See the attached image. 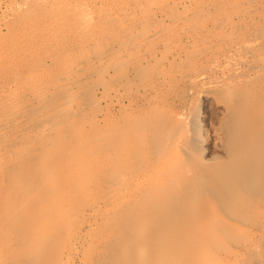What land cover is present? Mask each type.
<instances>
[{"label": "bare ground", "instance_id": "bare-ground-1", "mask_svg": "<svg viewBox=\"0 0 264 264\" xmlns=\"http://www.w3.org/2000/svg\"><path fill=\"white\" fill-rule=\"evenodd\" d=\"M34 1H38L39 3L36 2V5L38 3L41 8L40 3L53 5L54 0ZM105 1L111 7L105 13V17L113 16L115 21L109 26L104 22L106 26L102 24L100 27H97L99 25L92 26L93 18L89 10L90 7L83 0L75 1L70 5H66L69 2L66 4L63 2L65 7L61 6V8L64 7L63 10L61 9L62 11L58 10L59 7H53L57 8V11L54 9L56 12H52L51 9L49 13V10L41 13L36 12L37 8L34 10L29 6L35 13L29 14L32 16L29 17L30 20L27 17L28 23L23 22L24 25L28 26L24 28L26 29L25 33L29 31L25 37L26 40H30L31 47L34 45L38 49L37 51H41V55L40 57L38 55L37 62L34 64L36 66L32 69L29 68L30 70L24 74L23 71L21 75H19L21 72L17 73L18 77L14 80L12 78L13 81L9 80L11 82L3 86L0 92V190L3 189L5 183L8 185V188L6 187L8 194L5 193L6 197L0 199V228L8 224L13 218L22 225L29 223V234L32 231L33 235L31 238L28 237L30 240L27 238L29 241H26V244L31 243L32 249H28L31 247L28 244L27 248L26 245L20 246L22 249L29 250L23 249L22 254H16L12 250H4L3 248L9 244V237L5 229H3L5 233H2L1 228L0 264L9 259L19 261V264H28L26 263L27 258L24 259V251L25 253L28 252L26 256H29V261L31 259L33 263L42 254L47 253V250H43L44 238L42 240V237H45L48 232V235L50 234L49 236L52 237L51 233L55 226L53 225L54 229L52 230L48 229V227H52L50 219L53 221L61 220L62 222H64L63 220L66 222L67 218V222L70 218L74 220L76 215L74 218L71 215L73 210L76 213L79 212L78 214L83 215V217L93 216V213L96 212L95 207L98 208L101 204L104 208L106 206L115 208L111 212L108 211L110 214L117 213L118 216V213L124 212L126 215L125 212L128 211L131 212L127 215L132 214L127 219L132 220L135 234L132 239L128 238L117 246L118 250L123 251L119 264H134V260L137 261L136 256H143L146 250H170L173 248L187 250V253L201 259L204 264H226V262L229 264V259L225 261L224 257L213 253V251L210 254L211 252H207V250L194 247V242H191V238L189 239V229L194 225L192 222L185 223L181 227L176 226L169 232V235L166 234L168 238L162 237V235L155 237V234H152V229L160 220L165 218L161 212L167 211L166 213L170 215L168 210H171L173 213L172 209L175 207L173 206V199L181 198L186 205L193 208V200L191 199L199 194L194 195L195 192L205 185H208V189L212 188L214 185L212 179L215 181L218 175L223 177L221 182L224 187L235 188V190H231L230 194L232 195V192L235 191V196L243 202L251 196L254 184L264 185V118L263 116L260 117L264 110V98H262L264 92V40L261 45H257L258 34L254 29L255 23L260 21L262 23L261 28L264 29V17L259 16L257 19L255 13L257 7L264 9V0ZM52 5H50L51 8ZM24 9L27 10L26 7ZM24 9L23 11H25ZM38 32L41 34L40 41L38 44H33V34H39ZM24 39L21 41L25 42ZM24 42L10 50L0 49V60L13 61L19 58L22 48L26 44ZM35 43L37 42L35 41ZM156 50L161 52L159 59L153 55ZM163 57L164 60H167L168 66H165ZM251 60L256 61V67L246 68V63ZM202 62L209 64L206 69L204 67V69L199 68ZM144 64H155L158 67L156 73L150 77V83L148 82L149 78H147L148 84L141 87L142 95L148 98V101L153 105H149L152 106V110L149 113L147 111L151 108L145 110L148 114L143 117L141 116L144 113L137 116L138 118L129 116L131 119L128 120L129 122L125 120L127 123L123 121V126L114 120L117 123L112 121L109 127H106L108 126V124L106 125L108 118L98 103L97 93L106 95L107 83L114 86L129 74H135L136 76L133 77L137 78L139 76L138 69H141L140 66ZM202 71L207 74L201 75ZM211 74L221 77L223 85L219 89L220 91L217 94H211L212 92L208 91L196 92L197 86ZM239 83L244 84L240 86ZM89 87H92L94 94L92 93L93 96L88 99L93 105H96L94 107L97 110L93 112L90 110L92 114L90 113L88 119L84 118L87 120L82 119L81 121L79 119L80 122L74 123L75 120H70V117L73 118L75 111H80L82 100L86 98V93L91 89ZM126 87L127 85H125ZM181 87L187 88L183 99L195 98L196 94L199 99L205 101L216 100L217 108L224 116L230 114L228 108L235 106L233 103H236V100L238 102V95H245L246 90H249L247 95L238 103L242 111L237 106L241 112L236 110L239 114L237 113L238 116L232 120L238 123H234V126L237 125L238 127L240 122L242 127L243 123L246 125L242 131L240 130L242 141L244 138L246 140L241 143L239 138L240 141L231 147V152L228 149H226L227 151L223 150L227 154L224 152L226 156L222 162L218 161L219 163L212 164L211 161L202 158L203 156L199 157L196 152H187V141L184 136L188 137V135L185 131L182 134L179 132L180 130L176 131V129L177 133L173 134L175 136L169 137L171 138L169 139L167 136L170 131L158 127V125H162V123L158 124V120L162 119L160 116L164 118L162 114L157 112L159 109L157 100L160 98L161 91L168 90L175 97L178 96ZM113 90L115 93L118 91L116 88ZM128 90L125 91L128 92ZM108 92L109 90L107 96ZM60 93L62 96L59 95ZM139 94L141 93L139 92ZM111 96H109L110 101L115 99L116 104L121 105L118 101L119 97ZM88 101L87 104L90 103ZM132 103L134 102L129 100L126 107L135 106ZM139 103L145 104L146 101ZM232 104L233 106H231ZM93 105H90L92 109ZM160 107V109L163 108L162 105ZM30 109L35 111L34 113L30 112L32 115L28 113ZM137 112L139 111L137 110ZM165 113L164 115L169 112ZM170 113L167 117L173 114ZM179 116L171 117L170 123L184 127L186 120L182 119L181 116V119L184 120L182 121ZM167 120L168 118L165 120V125L168 123ZM38 123L41 125L40 128H38ZM196 123H198V127H201V121ZM34 125L38 128L36 132L30 131ZM187 125L192 126L193 124ZM181 127L180 129H182ZM218 134L215 132L214 137L217 138ZM255 136L262 139L253 141L252 138H256ZM65 138H70L71 144L68 145L67 143V146L58 144L60 139L66 142ZM166 138L168 139L166 149L162 146L160 148L163 149L159 147L160 150L155 149L158 141ZM91 144L93 145L92 150H90ZM163 144L164 142L161 145ZM205 144V138H201L200 145ZM126 149L133 150L136 157L139 156V153L141 155L138 158L134 156L135 160L129 161L130 158L128 157V159L125 155V152L128 151ZM129 153L127 154L130 155ZM29 158L34 159L35 162L32 164L37 174L39 171L43 172H39L40 175L37 177L34 176L36 172L33 170L32 173L35 172L32 174L34 178L24 176L22 173V169L26 168V159ZM63 158L67 160V165L71 166L69 167L70 170L68 168L64 170L65 166L60 165ZM223 158L224 156L221 160ZM94 164L99 165V167L94 166ZM100 167L103 170H98ZM101 170L105 173L103 174ZM64 171H68L67 174ZM212 174L214 178L209 179ZM215 182L217 183L218 180ZM218 187L220 188V186ZM228 190L226 191L228 192ZM47 192L50 194L47 195ZM218 192L216 191V193ZM216 193L209 195L211 199L209 198L208 205L205 203L206 207L204 206L202 209L197 206L196 210L192 209L191 211H193L192 213L196 212L195 215H205L206 217L203 219H206L211 225L216 226L218 224L220 226L223 222L220 210L221 197ZM16 194L20 195V198L17 195L19 198L17 201L14 199ZM89 195L92 196L91 199L94 198V202L97 200V205L84 209L80 201ZM235 196L233 199L236 198ZM198 197L194 201L201 198ZM54 202H57V208ZM246 203L248 202L246 201ZM194 204L196 205L195 202ZM201 204H203L202 201ZM127 206H130L131 210L123 211L124 209H121H126ZM137 212L138 215L141 213V219L145 220H141L140 215L135 216ZM79 216L77 221L80 219ZM199 216L197 215L198 218ZM228 216L226 214V217ZM231 217L233 226L237 228V231L245 233L247 217L245 215L244 217L241 215L237 217L235 214H232ZM223 223L220 230L227 229L223 232L225 235L230 230V233L235 232V228L228 225L227 228L226 224L224 227ZM39 226L41 227L38 228ZM44 226L48 230L46 234L43 233ZM193 229L191 228V230ZM40 230L41 232H39ZM132 230L134 231V229ZM37 233H39V237H37ZM213 233L210 234L214 236ZM219 234L222 236V233ZM48 235H46L47 238H49ZM35 236L42 243L38 242L39 240L37 241L39 244L34 243L35 240L32 241V239ZM150 236L151 245L142 242V238ZM241 243L244 245L243 242ZM241 243L237 245L241 247ZM17 244L18 247L21 245ZM259 247L261 251L262 247ZM22 249L20 250L22 251ZM254 249L256 254L258 250L256 247ZM254 249L247 250L251 259ZM235 251L233 250L234 254H238ZM260 251L257 253L258 255ZM262 251L263 257L264 250ZM132 252H136L133 258L130 256ZM242 254L241 251V256ZM20 255H23V259L22 257L18 259ZM243 256L244 264L248 261L253 264L251 260H248L249 257ZM16 262L14 263L16 264ZM235 263L238 264L237 261Z\"/></svg>", "mask_w": 264, "mask_h": 264}, {"label": "rangeland", "instance_id": "rangeland-1", "mask_svg": "<svg viewBox=\"0 0 264 264\" xmlns=\"http://www.w3.org/2000/svg\"><path fill=\"white\" fill-rule=\"evenodd\" d=\"M32 1H33V4H32ZM54 1H53L54 6L50 3V5H52V8L49 4L45 5V3H40L42 9L45 7L43 9L44 10L43 11L40 8L38 1H34V0H0V49H5V50L13 49L16 47V45L18 47L19 43L24 42L23 40L21 41V39H24V38H25L24 40L27 39L25 37L26 36L25 34H27L29 31L27 33H25L26 29H24V28H27L28 26L24 25L23 22L28 23L27 20L28 19L30 20L29 17L32 16L29 14L35 13L34 10L36 8H37L36 12H40V13L45 12V11L47 12L48 10H49L48 11V13H49V12H51V9H52V12H56L58 7H59L58 10L60 9L59 11H62L63 8L65 7L66 2L67 3L69 2L66 5H70V3L73 4V3H75V1H78V0H68V1L67 0H59V1L56 0V2H54ZM83 1L84 2L86 1L87 3L86 2L85 3L88 4V6L90 7L89 10H90V13H91L92 18H93V21L91 22V24L93 27H95L96 25H99L97 27L102 26V24L105 25L104 22H106V25H108V26L110 24L112 25L114 23L115 20H114L113 16L105 17V13H107V11H109L111 9L108 2H106L105 0H102V2H101V0H97L98 2L95 0H91V1L83 0ZM34 2H35V4H34ZM36 2H38L37 5H36ZM63 2L65 4H63ZM27 5H28V8H27ZM38 5H39V7H38ZM29 6L32 7V9L34 8V10H31ZM47 6H49L50 8ZM61 6H64V7L61 8ZM24 7H26L27 10H25ZM53 7H57V8H53ZM23 9L25 11H23ZM45 9H47V10H45ZM54 9H56V11H54ZM30 10H31V12H29ZM19 12H20V14H19ZM24 12H26V13H24ZM21 13H23V15H21ZM255 13H256L257 19L259 18V16L264 17V9H262V8L257 7V10ZM18 14L21 15L22 17L24 16V18H21V16H19ZM27 17H28V19H27ZM261 25H262V23L260 21V22L255 23V27H254V29L257 31V34H258V36H257L258 44L257 45H261L263 40H264V29L261 28ZM245 32H247V30H245ZM35 35L40 36L41 34L35 33ZM35 35L33 34V36H34L33 37V44H38L41 36L40 37L37 36V38H36ZM20 37H21V39H20ZM38 37H39V40H38ZM18 39H20V40H18ZM35 41L37 43H35ZM25 42H26V44H25V46H23L24 48H22L23 49L22 52L20 51L21 56L19 55V58L15 59L13 61H7L6 59H4V60H6L5 62H4V60H0V92L2 91L1 88L3 89V86L9 84V82L13 81L14 78L16 79V77H18L17 73L21 72L19 74V75H21L22 71H23V74H24V73L28 72L30 69H32L34 66H36L34 64L37 62L38 55L40 57L41 51H37L38 49H36L34 45H32V47H31L30 46V40H26ZM33 46L36 50L33 48ZM1 47H4V48H1ZM156 51L153 53V55H155L156 58L159 59L161 57V54H160L161 52H159V51L156 52ZM163 60H164V57H163ZM1 61H3V62H1ZM164 61H165L164 63H166L165 66H168V62H166L167 60H164ZM155 64L157 65V63H155ZM155 64H149V65L144 64V65L140 66L141 69H138L139 76L137 78L133 77V76H136L135 74L134 75L129 74L126 77L124 76L125 78L122 79L121 82H119L118 84H116L114 86L107 83L106 86L109 87V88L106 87L109 90L108 96H107L108 90L106 91V95H104V94L102 95L100 92L97 93L96 97L99 98L98 103L101 106L102 110L105 111V114L107 115V118H108L107 119L108 122L106 121L107 122L106 125L108 124V126H106V127H109L110 123H112V121H114V120H117V122L123 126V123L129 122L128 120H130L132 117L138 118L137 116H139L140 114L142 115L143 113L144 114L141 117L146 116V114H148L152 110L153 105L148 101V98H146L144 95H142L143 92H142L141 87L143 85L148 84L147 78H149L148 82L150 83V77L153 74H155L156 71L158 70V67ZM204 64H206V65H204ZM153 65L156 67H154ZM207 65H209L207 62L206 63L202 62L200 64L199 68L202 69L204 67L206 69V67H208ZM48 67H45V69H48ZM254 67H256V61L251 60V61L246 63V68L251 69ZM25 68H27V69H25ZM45 71H47V70H45ZM200 74L205 75L207 73H205V71H202ZM12 78H13V80H12ZM9 80H11V81H9ZM239 84H240V86H243L242 84H244V83H239ZM125 85H127L129 90L127 89V87L125 88ZM222 85H223V83H222L221 77H216L214 74H211L207 77V79L205 81H203L199 86H197L195 91L196 92L208 91V92H212L211 94H214V93L217 94L220 91L219 89L221 88ZM92 86H94V85L92 84ZM121 87H123V88L121 89ZM89 88H91V89H89ZM89 88H88L89 90L87 89L88 92L86 93L87 99L90 98L91 96H93V94H94L92 87H89ZM110 88H112V89H110ZM114 88H116V91L118 90L116 93L113 92ZM91 90H92V92H91ZM125 90L126 91L128 90V92H126ZM89 91H90V94H89ZM135 91H136V93H135ZM186 91H187L186 87H181L178 91V94H177L178 96H175V97L172 94H170V92H168V90L161 91L160 96H159L161 99L159 98L158 99L159 101L157 100V105L159 103V106H158L159 109L157 112L160 115L162 114L164 116V118L162 116H160L162 119L158 120L159 121L158 124L162 123V125L160 124V125H158V127L163 129V130L170 131L169 133L167 132L168 138L174 137L175 135L173 136V134L177 133L176 131H178V130H180L179 132H181L182 134L185 131L188 135V137H187L185 135L186 133L184 134L185 135L184 137L186 138V141H187V152H189V153L196 152L197 154H199V157L203 156L202 158L207 159L208 161H211L212 164L219 163L218 161L222 162L225 159V156L227 154L226 149H228V151L231 152V150H232L231 147H233V145H235L238 141H240L239 138L241 139L242 135H240L241 134L240 130L242 131L243 127L244 128L246 127V125L244 123H243V127H242L241 122H240L241 125L239 123L238 127H237V125L234 126L235 122H233L232 120L238 116L237 113L239 114V112L242 111L240 109V104H238V103H240V101H241L240 99H242L245 95H247V92H249V90H246V93L243 92V93H245V95H242V94L238 95V102L236 100L235 101L236 103H233L235 105L234 107L229 106L228 112L230 114L228 116H224L223 114H221L219 112V109L217 108V105H216L217 104L216 100L205 101L201 98H200L201 99L200 100L196 94H195V98L192 97V98L183 99V95L186 93ZM129 92H131V93H129ZM139 92L141 94H139ZM110 94L116 95L117 98L119 97L118 101H119V104H121V105L118 106V104H116L115 99L110 101V97H112ZM59 95L62 96L61 93ZM87 96H89V97H87ZM263 96H264V92H263L262 98H264ZM144 98H145V100H144ZM196 98H198L199 100ZM85 99L82 100L84 103L83 102L81 103L82 107L79 109L80 111H77V112L75 111V113H74L75 115L74 116L72 115L73 118L70 117V120L71 119L75 120L74 123H77V121L79 119L82 121V119H84L85 117L88 119V116H90V113L92 114V112L94 110H97L94 107L96 105H93V103L89 99H88L89 101L87 99L86 100ZM129 100L134 102L135 104L134 103H132V104L136 106V107L131 106V108L127 106L130 110L126 107V105L129 104ZM143 100H144V102H143ZM87 101H88V103L89 102L90 103L87 104ZM140 101H142V103H145V101H146V103L141 104V103H139ZM263 101H264V99H263ZM113 102H115V103H113ZM49 103H51V102H49ZM114 104H115V106H114ZM160 104L163 107L162 109H160L161 108ZM233 104L231 106H233ZM236 104H238V105H236ZM90 105H93L92 106L93 109L91 108ZM149 105H152V106H149ZM237 106H239L238 109H240L241 111L237 109ZM135 108H136V110H135ZM148 108H151V109L148 110ZM30 110L28 112L29 114L35 112L34 110H31V111ZM90 110L92 112H90ZM137 110L139 112H137ZM145 110H148L147 111L148 113ZM236 110H238L239 112H236ZM263 111H262V113H263ZM165 112L166 113L172 112L173 114L170 113L172 115H169V117H167L169 113L166 114ZM164 113L166 115H164ZM262 113L260 114V117L262 118V116H263V118H264V114L262 115ZM174 115H178V116L181 115L182 119L186 120V121L182 120L181 116H179V118L185 122V123L182 122V123H184L185 128L181 127V125L170 123V121H171L170 118L171 117L173 118ZM241 115L242 114L240 113V116ZM166 117L168 118V120H167L168 123L166 121L167 124L165 125V120L167 119ZM190 117H192V118H190ZM126 118H129V119H126ZM87 119H84V120H87ZM163 119H164V121H163ZM189 119H190V121H189ZM125 120H127V122ZM196 120L201 121V127H198V125H197L198 123L195 124V122H198ZM160 121H162V122H160ZM71 122L72 121H70L69 123H71ZM78 122H80V121H78ZM114 122L117 123L116 121H114ZM189 123L193 124V125L192 126L187 125ZM235 124H238V123H235ZM36 125H34L30 131L36 132L38 130V128H40V126H41L38 123V128H37ZM116 125H118V124H116ZM120 125H118V126H120ZM180 127L183 130L180 129ZM189 127H190V129H189ZM215 132L219 133L217 138L214 137ZM13 137H12V139H13ZM255 137L256 138H252L253 141H259L262 139L261 137H257V136H255ZM171 138H169V139H171ZM201 138H205V140H206V144L203 146L200 145ZM65 139H66V142L63 139H60V141L57 140L58 144H60L62 146H64V145L67 146L66 145L67 143H68V145L71 144L70 143L71 140H69L70 138H65ZM67 139H68V142H67ZM62 140L64 143L62 142ZM244 140H246V139L244 138L243 141L241 139V143L244 142ZM167 141H168L167 138L158 141L156 147L154 146L155 149H158V150L163 149V148L166 149L165 146L168 145ZM161 142L162 143L164 142V144L161 145L162 144ZM161 146L163 148H160ZM171 146H172V144H171ZM220 146H222V147H220ZM90 147H89L90 150H92L93 145L91 144ZM168 147H170V146H168ZM155 149H153V150H155ZM126 150H128L125 152V155H127L126 157L127 158L129 157L131 159L130 160L128 158L129 161H132L134 159V156L136 157V153H133L134 151L131 149H126ZM223 150H226V151H223ZM220 151H223V152H220ZM129 152H131V153H129ZM127 153H129L130 155H128ZM132 153H133V155H132ZM140 155L141 154L139 153V156H137L136 158L140 157ZM83 156H85V155H83ZM150 156H151V152H150ZM222 156H224V158L221 160ZM26 160H27L26 164H25L26 168L24 167L25 169H22L23 170L22 173L24 176H28V177L31 176V178H32L33 177L32 174L35 172H36L34 174L35 177L40 175V173H43V172L39 171L40 173L38 172V174H37V171L35 170V168H33L34 166H33L32 162L33 163L35 162L34 159L32 160L31 158H29ZM60 162H62L60 165L63 164L65 166V167L63 166L64 170L65 169L67 170V168H68V170L71 169V168H69L71 166L69 164L67 165V160L65 158H63ZM94 166H96V165L94 164ZM96 167H99V165ZM99 169H102V168L100 167V168H98V170ZM32 170L35 172L32 173ZM4 171H5V168H4ZM17 171H19V170H17ZM6 172L7 171H5V173ZM67 172H65V173L67 174ZM102 172H103V174L105 173L104 171H102ZM220 176H222V175H220ZM212 177L214 178L213 174L210 175L209 179H212ZM221 178H223V177H219V175H218V177L216 176L215 181L218 180L217 183L214 181V179H212V181L214 182L213 183L214 185L212 188L208 189V185H205L204 187L202 186L200 189V190H202V192H200V190L195 192L194 195H196L197 193H199V194L197 196H194L193 198L195 199L199 195H201V196H199L201 198L198 197L199 199L198 200L196 199V201H194V199H191V200H193V204H192L193 208H192V206L186 205L182 201L181 198L173 199L172 200L173 206H175L176 208L174 207V209H172L173 213L171 212V210L170 211L168 210V212H170V215H168L169 213L168 214L166 213L167 211L161 212V213H163V216L165 218L162 219L163 221L162 220L159 221L160 224L158 223L157 225L154 226L155 229L154 228L152 229V234H155L154 235L155 237L157 235L159 237H161V235H162V237L166 236L165 238H168L167 235H169V232L171 230H173V228H176V226L181 227L185 223H191L192 222L194 225H192V227H190V229H189V231H190L189 239L191 238L190 239L191 242H194V247L200 248L202 250H207V252H211L210 254H212V251H213V253L224 257L225 261H228L226 259H229V261H228L229 264H232V263L237 264V263H235L236 261L238 262V264H244V261H242L243 254H246L248 252L247 250L250 249L249 251H251L255 247H256V250H258L257 253H259V251H260L259 246H261L263 249L261 248V251L259 254L260 256L257 253L255 254V249H254L253 250L254 252L252 251L253 253L251 255L252 259L249 256V252H248V254L244 255L243 257H245V258L249 257L250 259L248 258V260H251V262H253V264H264V256L262 257V255H263L262 250H264V185L254 184L252 192H251V196L248 198V200H246L248 202V203H246V201L243 202L237 196H235L236 195L235 191H233L232 195H231L230 194L231 190H235V188L227 187L229 189L228 190L226 188V186L224 187V184H222ZM209 181H211V180H209ZM217 185L220 186V188ZM214 186H216V187L214 188ZM6 187L8 188L7 183H5L3 189L0 190V199H2L3 197H6V194H8ZM206 187H207V190H205ZM212 189H214V190L212 191ZM225 189L228 190V192ZM215 190L217 192L218 191L219 192L216 193ZM203 191H204V193H203ZM206 191H207V193H205ZM215 193H216V195L218 194L221 197L220 210L222 212V217H223L224 223L223 222H221V224L219 223L220 226L223 223V226L226 224V226L228 225V226L235 228L233 226V221H231L232 214H235V216L237 215V217L239 215H241V217H244V215H245V217H247L246 219L249 221V222L247 221V223H246L247 227L244 228L246 230L245 233H242V232L239 233L237 231V228H235L236 229L235 232L232 231V233H230V231H231L230 230L229 233H227V235H225L223 232L226 231L227 229L224 228V231H221L222 229L220 230V228H222V227H220L218 224L216 225L217 226L216 227V226H213L210 223H208L206 221V219L204 220L203 218L206 217L205 215L197 214L198 216L200 215L199 216L200 219H199L197 217V215H195L196 212L192 213L193 211H191V210L192 209L196 210L197 206H200L201 208L202 207L204 208V206L206 207L208 205L207 202H209L211 199V197H210L211 194L215 195ZM48 194H50V193L47 192V195ZM90 194H92V193H90ZM221 194L223 197L221 196ZM17 195L20 198V195L16 194L15 195L16 197H14V199H16V201L19 199ZM44 195H46V194H44ZM234 196L236 198L233 199ZM87 197L84 200H83V198H81L85 202L80 201L81 204L83 205L82 207L84 209H88L89 206L92 207V206L97 205L96 204L97 200H95V202H94L93 201L94 198L91 199L92 196L89 195V197L88 198ZM201 201L203 204H201ZM238 201L239 202L241 201V202L239 203ZM181 202H182V204H181ZM194 202L196 203V205L194 204ZM174 203H175V205H174ZM190 203H191V201H190ZM56 205H58L57 202L55 203V206ZM184 205L190 209L186 208ZM111 207H112V209H111ZM111 207L106 206L104 208V206H102V204L98 206L99 209L97 207H95L96 212H95V214L93 213L94 217L92 215L83 217V215L78 214L79 212L76 213V211L73 210L71 215L73 216V218L76 215L75 219L73 220L70 218L71 220L69 219V221L67 222V220H68V218H67L66 222H65V220H63L65 223L62 222L61 220H59L61 222L60 223L57 220L53 221L52 219H50L51 220L50 225L52 227H48V226L47 227H48V229L50 228V230H52V229H54V226H55L56 230L54 229V231H53L54 235L52 232L51 233L52 237H50L49 236L50 234L48 235L49 232L47 233V231H48L47 228H45V226H44L43 229L45 232L43 231V233L44 234L47 233L46 235H48L49 238H47L46 235H45V237H42V240L44 238L43 243L38 238H36V236H35V238L33 237L34 239H32V241L33 240L36 241V242L33 241L36 244H39L38 242H41L44 246L43 250H47L46 254H42L40 257H38L36 260H34L33 263H32L33 260L30 259V261H31L30 262L28 259L29 256L28 257L26 256V255H28V252L25 253V251H27L28 249L29 250L32 249L31 243L28 242L26 244V241H29L30 240L29 238H31V236L33 235L31 233L32 232L31 229H30L31 232L29 234L30 224L26 223V224L22 225L21 223L18 222V220L13 218L14 222L12 219L10 220L11 225H10V221H9L8 224L3 225L1 227L2 231H3L2 233H5V231L3 230V229H5L7 231L8 237H9L8 238L9 244L6 247H4L3 249L4 250H12L16 254H22L23 249H24L25 250L24 251L25 258L24 259L27 258L26 263H28V264H30V263H32V264H119V261L121 262V258H122L121 252L123 253V251L118 250L117 246L119 245L120 242L125 241L128 238L132 239V237L135 234V228L132 225L133 223H131L132 220L127 219L129 216H132V214L127 215V213L131 212V211L130 212L128 211V210H131L130 206H129L130 208L127 206L126 209L121 208L122 210L124 209L123 211H125V210L128 211V212H125L126 215H124V212H122L121 214L118 213V216L120 214L121 217L120 216L118 217L117 213H115V212H112L115 214H110V212L115 209L113 206H111ZM56 208H57V206H56ZM106 209H108V210H106ZM98 210H99V212H98ZM108 211H110V212L108 213ZM229 213L231 214V216ZM77 214L80 215L79 216L80 219L78 221L76 220V219H78ZM109 214L111 215V217ZM224 214H225V216H224ZM226 214H227V216L228 215L229 216L226 217ZM112 215L113 216L115 215V218H113ZM139 215L137 212V214L135 216H137V217L139 216L141 219L142 214L140 213ZM165 215L167 216V218ZM88 217H90V218H88ZM143 218H145L144 215H143ZM141 220H145V219H141ZM58 222H59V224H57ZM128 225H131V226L129 227ZM56 226H57V228H56ZM226 226H224V227H226ZM228 226H227V228H228ZM40 227L41 226H39L38 228H40ZM193 227H194V229H193ZM131 228L134 229V231ZM191 228L193 230H191ZM39 232H41V230ZM191 232H192V234H191ZM213 232H216V233H213ZM210 233L211 234L213 233L216 236L215 235L213 236ZM219 233H222V236ZM38 234L39 233H37V237H39ZM223 235H225L226 238H225V236L223 237ZM236 241L238 243L243 242L244 245H242V243H241L240 244L241 247H239L237 245L238 243ZM142 242H145L147 245L150 244L151 243V236L144 238V239L142 238ZM17 243H19L21 245H19V247H18ZM28 244L31 246L30 248L28 247L29 246ZM25 245H26V248L28 247L27 250H26V248L22 249V247H20V246L24 247ZM202 245H203V247H202ZM246 246H247V248H244ZM252 247H254V248H252ZM20 249H22V251ZM191 250H193V249H191ZM233 250L234 251L236 250L235 252H238V254H234ZM241 251L243 252L242 256H241ZM132 253H134V254H132ZM132 253L130 255L131 258L135 257L136 252H132ZM23 255L18 256V259H21L20 257H22V259H23ZM232 255H233V258H232ZM260 257L263 259H261ZM136 258H137V261L134 260V264L135 263L136 264L137 263L138 264H204L201 261V259H199L197 257H193L192 255L187 253V250L184 251V250H179V249H175V248L170 249V250H146L145 254L143 256H140V257L136 256ZM238 259H239V261H238ZM257 259L258 260L261 259V260L258 262ZM231 260H233L234 262ZM132 261H133V259H132ZM240 261H242V262H240ZM14 262H16V261L9 259L6 262H4L3 264H15ZM18 262H16V264H19ZM249 263H250V261H248V263H246V264H249ZM226 264H228V263L226 262ZM250 264H252V263H250Z\"/></svg>", "mask_w": 264, "mask_h": 264}]
</instances>
